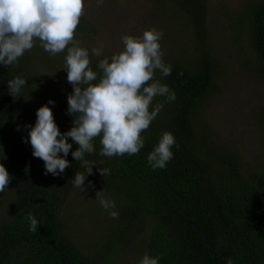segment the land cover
Here are the masks:
<instances>
[{
  "label": "trees",
  "instance_id": "16d2710c",
  "mask_svg": "<svg viewBox=\"0 0 264 264\" xmlns=\"http://www.w3.org/2000/svg\"><path fill=\"white\" fill-rule=\"evenodd\" d=\"M242 20L249 47L264 67V0L246 7ZM204 61L199 69L166 62L172 66L171 75L156 72L155 78L176 93V100L166 103V97H156L159 102L155 98L153 104L164 107L142 133L145 144L138 154L101 156L97 138L96 151L85 155L94 161L97 155L101 168L110 170L105 177L99 174L100 185L110 191L116 211H121L118 219L122 218L113 229L118 234L111 230L107 237L110 243L83 245L85 250L64 235L56 219L65 189L77 171H85L71 154L78 145L72 143L66 157L70 167L64 173L45 175L43 160L33 156L31 144L24 140L29 132L19 134L22 128L16 123L24 104L22 89L15 98L8 90V81L20 76V63L0 65V156L6 155L0 163L12 176L2 194L9 202L0 205V264H99L111 254L114 239L119 243L127 239L121 226L129 213L150 215L142 247L144 254L159 257V264H227L229 258L233 264H264V169L254 171L233 154L219 155L203 147L192 120L191 109L215 90V68ZM96 66L93 70H98ZM33 82L25 85L31 94ZM72 91L70 84L58 94L65 120L62 133L73 126V116L67 112ZM257 121L264 132V109ZM165 131L174 135L178 147L173 146L174 157L166 168L153 170L147 156ZM29 212L40 222L35 233L29 230Z\"/></svg>",
  "mask_w": 264,
  "mask_h": 264
},
{
  "label": "rangeland",
  "instance_id": "374dc122",
  "mask_svg": "<svg viewBox=\"0 0 264 264\" xmlns=\"http://www.w3.org/2000/svg\"><path fill=\"white\" fill-rule=\"evenodd\" d=\"M258 1L102 0L98 4L97 0H85V12L75 39L89 51L103 46L101 57H91L92 66L121 51L124 35L141 36L144 30L155 27L164 33L160 43L165 62L199 69L201 61H211L217 76L215 90L190 111L196 132L205 144L203 147L212 153L233 154L243 166L256 171L264 169V132L257 124V116L264 109V67L249 47L242 16L246 7ZM65 57L66 51L50 56L37 40L35 47L19 58L20 76L34 81L32 94L30 87L22 88L24 104L16 121L22 128L19 134L29 132L25 125H35L37 109L50 99L55 101L49 104L54 120L63 129L65 120L61 117L58 94L70 85L67 70L63 68ZM155 101L159 102L157 98ZM93 158L88 160L94 165L84 182L86 190L81 192L70 184L56 207V219L64 235L74 238L80 250H85L83 245L110 243L107 237L122 219L111 218L96 198L97 192L103 190V197L113 200L110 191L100 185L101 159L97 155L96 161ZM89 181L94 187L88 185ZM4 196L0 205L9 202ZM116 209L117 204L112 210ZM0 213H3L1 207ZM149 217V214L136 217L129 213L121 226L127 239L120 243L114 239L116 244L111 254L99 264H139L144 255L142 243L149 230ZM113 231L114 235L118 234L117 230Z\"/></svg>",
  "mask_w": 264,
  "mask_h": 264
},
{
  "label": "clouds",
  "instance_id": "9594fccd",
  "mask_svg": "<svg viewBox=\"0 0 264 264\" xmlns=\"http://www.w3.org/2000/svg\"><path fill=\"white\" fill-rule=\"evenodd\" d=\"M101 2L97 0L98 4ZM84 12L85 0H0V65L17 64L26 51L35 47L37 40L50 56L66 51L63 68L67 70L68 83L73 86L68 95L67 112L73 116V126L66 132L60 131L49 107L55 101L50 99L37 109L35 125H25L29 133L24 140L31 144L33 156L43 160L45 175L53 176L70 167L66 157L72 143H76L78 148L71 154L85 171H77L72 183L81 192L86 190L84 182L92 174L94 165L85 155L96 151L97 138L101 156L136 155L145 144L142 133L164 107L163 103L153 105L155 98L166 97V103L176 100V93L155 78L157 71L164 77L172 71V66L164 61L162 31L152 27L141 36L124 35L123 49L99 60L98 70H93L91 57H101L104 50L100 46L89 51L75 39ZM25 85L26 79L18 75L8 81V90L15 98ZM173 146L178 147L174 135L165 131L147 156L153 170L166 168L174 157ZM5 158L3 153L0 159ZM98 170L104 177L110 173L104 167ZM11 180L12 176L0 163V193ZM88 185L94 187L91 181ZM102 191L96 194L101 207L109 211L111 218L118 219L119 213L112 210L116 208L115 201L105 199ZM27 219L29 230L35 233L40 222L31 212ZM159 259L145 253L139 264H159ZM227 264H233L231 258Z\"/></svg>",
  "mask_w": 264,
  "mask_h": 264
}]
</instances>
